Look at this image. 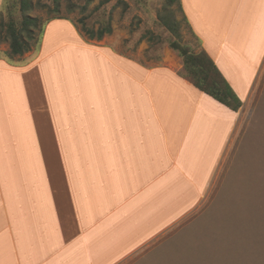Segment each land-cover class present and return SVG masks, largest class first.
I'll return each mask as SVG.
<instances>
[{
    "label": "crops",
    "instance_id": "1",
    "mask_svg": "<svg viewBox=\"0 0 264 264\" xmlns=\"http://www.w3.org/2000/svg\"><path fill=\"white\" fill-rule=\"evenodd\" d=\"M179 12L243 104L264 0ZM30 55L0 60V264H120L198 207L237 113L181 78V61L146 66L69 19L48 21Z\"/></svg>",
    "mask_w": 264,
    "mask_h": 264
},
{
    "label": "rangeland",
    "instance_id": "2",
    "mask_svg": "<svg viewBox=\"0 0 264 264\" xmlns=\"http://www.w3.org/2000/svg\"><path fill=\"white\" fill-rule=\"evenodd\" d=\"M40 2L46 7L34 8L29 16L37 18L41 26L65 18L78 30L83 20L87 28L96 31L109 23L110 34L90 41L149 67L180 61L183 66L169 48L175 38L158 16L165 0ZM173 9L172 17L180 23V41L197 52L196 39L181 13ZM1 18L22 20L18 0H0ZM31 46L32 55L39 46L34 42ZM0 60L13 65L23 58L9 57L8 44L0 39ZM236 113L230 143L198 207L120 264H264V62L249 98Z\"/></svg>",
    "mask_w": 264,
    "mask_h": 264
},
{
    "label": "trees",
    "instance_id": "3",
    "mask_svg": "<svg viewBox=\"0 0 264 264\" xmlns=\"http://www.w3.org/2000/svg\"><path fill=\"white\" fill-rule=\"evenodd\" d=\"M18 5L22 16L20 22H16L12 18L6 21L2 18L0 20V39L8 44L9 57H21L30 52L32 42L38 47L44 30L42 26L46 25L41 26V22L37 18L29 16L34 8L46 7L40 0L36 3H33L32 0H18ZM173 7L180 11V0H165L158 16L161 25L175 38L169 43V48L175 51L182 60L183 71L179 72L178 75L200 92L236 113L242 106L241 99L229 86L205 50L201 49L195 52L180 41V23L172 17L174 15ZM80 23L82 24L80 32H83L89 40L100 41L112 31L109 23L99 27L96 31L87 28L83 20H80Z\"/></svg>",
    "mask_w": 264,
    "mask_h": 264
}]
</instances>
